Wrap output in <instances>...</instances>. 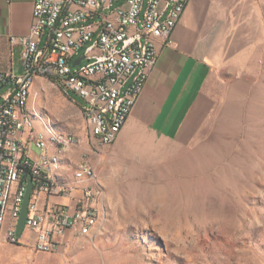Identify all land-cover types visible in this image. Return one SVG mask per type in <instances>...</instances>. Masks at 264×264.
I'll use <instances>...</instances> for the list:
<instances>
[{"label": "rangeland", "instance_id": "374dc122", "mask_svg": "<svg viewBox=\"0 0 264 264\" xmlns=\"http://www.w3.org/2000/svg\"><path fill=\"white\" fill-rule=\"evenodd\" d=\"M206 1L219 17L221 53L185 141L139 128L99 144L81 98L35 78V135L48 136L47 124L54 146L75 135L61 170L89 159L102 185L96 222L82 236L97 234L80 240L84 264H264V0Z\"/></svg>", "mask_w": 264, "mask_h": 264}, {"label": "built area", "instance_id": "2783aa9c", "mask_svg": "<svg viewBox=\"0 0 264 264\" xmlns=\"http://www.w3.org/2000/svg\"><path fill=\"white\" fill-rule=\"evenodd\" d=\"M190 0H35L30 33L12 37L21 46L22 72L0 71V247L19 243L17 224L26 192L33 191L25 230L34 232L36 250L50 252L81 237L96 218L91 201L103 193L95 167L91 178L71 188L57 185L47 165V150L35 135L29 114L31 79L38 73L60 77L65 90L78 95L87 113L89 137L113 143L158 56L157 40L173 45V30ZM47 35L44 45L42 39ZM85 47L84 59L74 65ZM80 58V57H79ZM133 78L128 90L124 84ZM6 90L1 91L3 88ZM72 137L62 138L70 148ZM34 144L39 154L32 150ZM98 181V188H91ZM69 197L71 202L53 200ZM24 230V232H25Z\"/></svg>", "mask_w": 264, "mask_h": 264}, {"label": "crops", "instance_id": "0c3cea01", "mask_svg": "<svg viewBox=\"0 0 264 264\" xmlns=\"http://www.w3.org/2000/svg\"><path fill=\"white\" fill-rule=\"evenodd\" d=\"M34 7L35 0H0V71L13 70L17 73V67L22 71L21 46L12 44L11 38L27 36L30 33L34 22ZM218 24L219 17L216 16L214 19L212 8L207 5L206 0H190L173 30L174 44L166 45L162 39L157 40V61L149 70L147 80L116 139L127 137L142 128L165 139L185 141V135L190 133L193 115L201 114L203 88L212 63L221 53L217 34ZM46 39L47 35H44L42 45L45 44ZM132 82L131 77L124 84L123 93L128 90ZM58 85L61 87L60 83ZM75 102L81 107L82 104ZM28 104L29 100L27 114L34 128L33 113ZM46 130L49 135L42 133L43 136L38 138L45 143H51V147L47 150V164L55 180L74 185L88 179L86 176H76L79 163L83 159L79 160L75 172L69 168L61 170V156L69 151L67 145L62 150L59 160L50 162L49 159L56 150L52 139L56 133L49 124L46 125ZM73 146L76 145L70 144V148ZM91 187L98 188V181H91ZM97 198L98 196L96 202ZM52 199L64 203L71 202L69 197ZM85 233L83 231L82 235ZM95 234L97 233L92 232L88 236L77 238L69 234L68 244L50 252H42L35 248L34 232L25 230L19 243H2L0 264H84V255L80 252L82 245L80 240L93 237Z\"/></svg>", "mask_w": 264, "mask_h": 264}, {"label": "bare ground", "instance_id": "6f19581e", "mask_svg": "<svg viewBox=\"0 0 264 264\" xmlns=\"http://www.w3.org/2000/svg\"><path fill=\"white\" fill-rule=\"evenodd\" d=\"M38 76H49L51 78H54L56 80H58V84H62L64 87L65 85L62 83V80L60 77H57L55 75H52V74H48V73H38ZM38 76H34L32 79H31V86H30V93H31V88H32V85L34 83V80L36 77ZM30 93H29V97H30ZM28 100L29 99H23L22 101V110H23V113L24 114H27L28 113V107H27V103H28ZM84 117H85V120H86V123H87V113L84 112ZM29 121H30V116H29ZM68 137H72V140H70V144H74L77 142V137L75 135H69ZM55 139L53 138V141ZM43 143H45L44 141H41ZM60 143L62 142H57L55 143V153L50 157V162H57L59 160V157H60V154L62 153V150L65 148V145L66 144H62L60 145ZM48 165V164H47ZM48 168L50 169V166H48ZM94 169L93 165L91 164L90 160L89 159H83L80 163H79V167H78V171L76 172V176L77 177H87V178H91V171ZM57 185L63 187V188H71L73 184L71 183H64V182H58L57 181ZM92 188V187H91ZM91 208H96V201H91ZM96 222V219L94 220H90V228L94 226ZM89 230H86L84 232H87Z\"/></svg>", "mask_w": 264, "mask_h": 264}, {"label": "water", "instance_id": "95a60500", "mask_svg": "<svg viewBox=\"0 0 264 264\" xmlns=\"http://www.w3.org/2000/svg\"><path fill=\"white\" fill-rule=\"evenodd\" d=\"M82 59H85V55H83L82 57L78 58L75 62L74 65L79 64L80 61ZM27 184H26V192H25V196H24V201L21 207V212H20V216H19V220H18V224H17V236L20 237L26 227V221H27V217H28V213H29V204L31 201V195H32V191H33V178L31 175L27 176Z\"/></svg>", "mask_w": 264, "mask_h": 264}, {"label": "trees", "instance_id": "16d2710c", "mask_svg": "<svg viewBox=\"0 0 264 264\" xmlns=\"http://www.w3.org/2000/svg\"><path fill=\"white\" fill-rule=\"evenodd\" d=\"M56 82H58V80L55 79ZM62 88H64V86L62 84H60ZM65 89V88H64Z\"/></svg>", "mask_w": 264, "mask_h": 264}]
</instances>
